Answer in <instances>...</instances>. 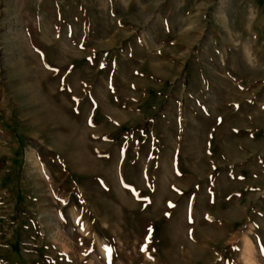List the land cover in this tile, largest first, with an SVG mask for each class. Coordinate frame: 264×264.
Returning a JSON list of instances; mask_svg holds the SVG:
<instances>
[{
	"label": "rangeland",
	"instance_id": "1",
	"mask_svg": "<svg viewBox=\"0 0 264 264\" xmlns=\"http://www.w3.org/2000/svg\"><path fill=\"white\" fill-rule=\"evenodd\" d=\"M101 1L0 0V264H264V0Z\"/></svg>",
	"mask_w": 264,
	"mask_h": 264
},
{
	"label": "crops",
	"instance_id": "2",
	"mask_svg": "<svg viewBox=\"0 0 264 264\" xmlns=\"http://www.w3.org/2000/svg\"><path fill=\"white\" fill-rule=\"evenodd\" d=\"M134 2L135 0H102L101 6H103L104 10L107 13L106 26H133L134 23L132 21H126V23L124 24L123 20L128 18V11L135 8ZM140 5L142 6V4ZM108 35L112 36L111 33Z\"/></svg>",
	"mask_w": 264,
	"mask_h": 264
},
{
	"label": "bare ground",
	"instance_id": "3",
	"mask_svg": "<svg viewBox=\"0 0 264 264\" xmlns=\"http://www.w3.org/2000/svg\"><path fill=\"white\" fill-rule=\"evenodd\" d=\"M223 15V12H221V16ZM253 246H254V244L252 243V241H248L247 242V245H246V247H245V251H244V254H245V258H247V260H249V261H247L248 262V264H253V256H254V251H253ZM251 259V260H250Z\"/></svg>",
	"mask_w": 264,
	"mask_h": 264
}]
</instances>
